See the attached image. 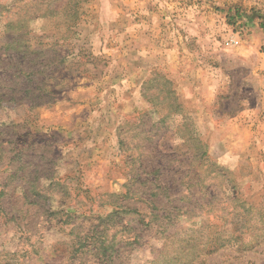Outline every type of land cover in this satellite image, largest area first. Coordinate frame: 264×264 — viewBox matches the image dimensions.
<instances>
[{"label":"rangeland","instance_id":"obj_1","mask_svg":"<svg viewBox=\"0 0 264 264\" xmlns=\"http://www.w3.org/2000/svg\"><path fill=\"white\" fill-rule=\"evenodd\" d=\"M28 1L0 0V264H264V0L8 24Z\"/></svg>","mask_w":264,"mask_h":264},{"label":"trees","instance_id":"obj_2","mask_svg":"<svg viewBox=\"0 0 264 264\" xmlns=\"http://www.w3.org/2000/svg\"><path fill=\"white\" fill-rule=\"evenodd\" d=\"M80 1L81 0H66L65 2H61V0H48L46 2L43 1L42 3H39V6H37L35 8V12L34 13H36V14H32L30 16L27 15L26 18L14 19L13 21H12V19H10L8 21V24H15L18 27H21V26H23L25 20H29V19H31V18H33L35 16L44 15L43 14L44 12H42V13L40 12L42 9H46V10L50 9L52 14L55 13V11L57 9H63L66 12H68V11L69 12H68V14H65L61 18L59 17L60 19L56 20L57 24H60V25L64 26L66 29H70V28H72L75 25V23H76V21L78 19L77 10H78V6L80 4ZM28 2L32 3L33 0L32 1H28ZM59 2H61V4ZM42 4L45 5V8L41 7ZM13 5H14V0H13ZM6 48H12L11 44L8 43L6 45Z\"/></svg>","mask_w":264,"mask_h":264},{"label":"crops","instance_id":"obj_3","mask_svg":"<svg viewBox=\"0 0 264 264\" xmlns=\"http://www.w3.org/2000/svg\"><path fill=\"white\" fill-rule=\"evenodd\" d=\"M157 59V64H159L161 66V68L163 69H167V63H168V58L164 57L162 54H159L158 56L155 57ZM154 60V59H153ZM190 79V78H189ZM191 96V95H190Z\"/></svg>","mask_w":264,"mask_h":264},{"label":"built area","instance_id":"obj_4","mask_svg":"<svg viewBox=\"0 0 264 264\" xmlns=\"http://www.w3.org/2000/svg\"><path fill=\"white\" fill-rule=\"evenodd\" d=\"M234 41V40H233Z\"/></svg>","mask_w":264,"mask_h":264}]
</instances>
